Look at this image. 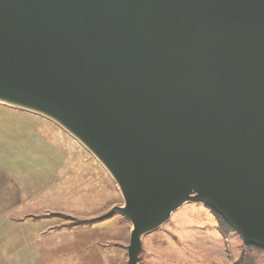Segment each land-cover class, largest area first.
<instances>
[{
    "label": "water",
    "instance_id": "obj_1",
    "mask_svg": "<svg viewBox=\"0 0 264 264\" xmlns=\"http://www.w3.org/2000/svg\"><path fill=\"white\" fill-rule=\"evenodd\" d=\"M0 100L114 181L128 264L189 203L264 251V0H0Z\"/></svg>",
    "mask_w": 264,
    "mask_h": 264
},
{
    "label": "rangeland",
    "instance_id": "obj_2",
    "mask_svg": "<svg viewBox=\"0 0 264 264\" xmlns=\"http://www.w3.org/2000/svg\"><path fill=\"white\" fill-rule=\"evenodd\" d=\"M101 165L54 123L0 104V264H128L131 223ZM94 222L88 226H72ZM241 239L201 203L146 234L142 264H237ZM139 264V262H138Z\"/></svg>",
    "mask_w": 264,
    "mask_h": 264
},
{
    "label": "trees",
    "instance_id": "obj_3",
    "mask_svg": "<svg viewBox=\"0 0 264 264\" xmlns=\"http://www.w3.org/2000/svg\"><path fill=\"white\" fill-rule=\"evenodd\" d=\"M94 222H78L76 225H71L72 226H88L90 224H93ZM139 264H142V260L139 258L138 260ZM237 264H264V251L259 250L254 247H248V246H243V253H242V258L241 261Z\"/></svg>",
    "mask_w": 264,
    "mask_h": 264
},
{
    "label": "bare ground",
    "instance_id": "obj_4",
    "mask_svg": "<svg viewBox=\"0 0 264 264\" xmlns=\"http://www.w3.org/2000/svg\"><path fill=\"white\" fill-rule=\"evenodd\" d=\"M1 101V100H0ZM20 107H22V106H20ZM22 108H24V107H22Z\"/></svg>",
    "mask_w": 264,
    "mask_h": 264
}]
</instances>
